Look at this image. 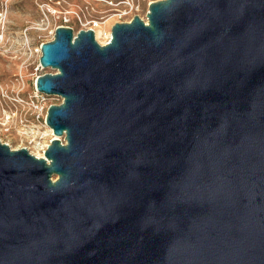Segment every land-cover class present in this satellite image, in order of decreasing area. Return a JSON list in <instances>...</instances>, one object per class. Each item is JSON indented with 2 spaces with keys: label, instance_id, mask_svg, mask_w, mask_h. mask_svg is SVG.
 I'll return each instance as SVG.
<instances>
[{
  "label": "water",
  "instance_id": "95a60500",
  "mask_svg": "<svg viewBox=\"0 0 264 264\" xmlns=\"http://www.w3.org/2000/svg\"><path fill=\"white\" fill-rule=\"evenodd\" d=\"M146 16L42 45L63 101L44 156L0 139V264H264V0Z\"/></svg>",
  "mask_w": 264,
  "mask_h": 264
},
{
  "label": "rangeland",
  "instance_id": "374dc122",
  "mask_svg": "<svg viewBox=\"0 0 264 264\" xmlns=\"http://www.w3.org/2000/svg\"><path fill=\"white\" fill-rule=\"evenodd\" d=\"M116 7L123 6L112 5L105 0H0V36L4 37L0 39V128L4 130L1 135L4 141H9L13 148L20 143L16 137L21 126L20 113L12 119L10 132L6 127L9 122L6 118L10 117L8 113L21 104L16 93L20 92L27 98L35 88L37 77L54 71L40 65L41 55L37 52L42 43L51 39L50 30L64 25L77 33L86 29V23L93 19L108 20V25L128 21V17L122 20L115 15ZM148 9L144 5L141 15L146 16ZM104 28L101 25L99 30ZM26 37L27 47L23 44ZM97 38L104 41L101 34ZM49 102L57 100L50 98ZM5 120L8 122L2 124Z\"/></svg>",
  "mask_w": 264,
  "mask_h": 264
},
{
  "label": "built area",
  "instance_id": "2783aa9c",
  "mask_svg": "<svg viewBox=\"0 0 264 264\" xmlns=\"http://www.w3.org/2000/svg\"><path fill=\"white\" fill-rule=\"evenodd\" d=\"M107 1H110L112 5L121 4L123 7L115 8L116 9L115 15L119 18H122V20H125V18L128 17V21L132 20L135 15H139L144 20H147V16L144 15L142 16L141 13L144 8V5H146L149 8L150 4L153 2L152 0H105V2ZM96 21L100 22L105 27L106 29L105 37L108 38V35L112 37V26L109 29L108 20L105 21L95 20V19L89 20L86 23V26H88L86 27V29H93L94 27H96L95 24ZM56 29L50 30V34L52 35V37L49 41L54 39ZM74 34H76V32ZM111 37L107 39V43L111 40ZM44 43H42V45ZM23 44L25 47L28 46L27 37ZM42 45L37 48V52L39 53V55H42ZM53 72L54 71H52L51 73ZM23 83L25 82L23 81ZM16 94H17L16 97L19 99L18 102H21L20 107L17 106L15 111L13 112L11 111L9 113L11 115V121L14 118V116H18L19 113L21 116L20 118L21 126L20 129H17V134H16L17 135L16 137L20 142L17 148H22V147L27 148L30 153L38 157H42L44 156V153L48 148L49 143L53 139V137H51L50 134H47L49 130V125L47 123L48 108L51 104L62 103L63 98L60 95H56V94L49 95L39 91L36 87V82H35L34 90L29 94L27 98L23 97L20 92ZM50 98L57 100V102L54 103L49 102ZM8 128H10V126H8ZM1 135L2 132L0 134V139L2 140V142L8 143L12 147L11 143L9 141H4Z\"/></svg>",
  "mask_w": 264,
  "mask_h": 264
},
{
  "label": "bare ground",
  "instance_id": "6f19581e",
  "mask_svg": "<svg viewBox=\"0 0 264 264\" xmlns=\"http://www.w3.org/2000/svg\"><path fill=\"white\" fill-rule=\"evenodd\" d=\"M147 21V20H146ZM95 24H96V27H94L93 29L95 30V36H96V39L99 41V39L97 38V36H98V34H101L102 36H103V38H104V41L103 42H100L101 44H105V43H107V39H109L111 36L110 35H108V38H106L105 37V31H106V29L104 28V30L103 31H100L99 30V27L102 25L100 22H95ZM111 26H112V24L111 25H109V29L111 28ZM3 38L4 37H2V36H0V39H2L3 40ZM0 112H1V110H0ZM8 112V111H7ZM9 114V118H6L8 121H6L5 120V122H3L2 124H6L7 122H8V126L10 125V122H11V115H10V113H8ZM1 121H2V119L0 118V123H1ZM8 126H6L7 128H8ZM9 130L8 131H10V128H8ZM1 132H4V130L3 129H1L0 128V134H1ZM47 134H50L52 137H55V134H54V132H53V129L52 128H50L49 127V130H48V132H47Z\"/></svg>",
  "mask_w": 264,
  "mask_h": 264
},
{
  "label": "flooded vegetation",
  "instance_id": "af4514ba",
  "mask_svg": "<svg viewBox=\"0 0 264 264\" xmlns=\"http://www.w3.org/2000/svg\"><path fill=\"white\" fill-rule=\"evenodd\" d=\"M74 30V29H73ZM81 30V29H80ZM74 33H75V31H74Z\"/></svg>",
  "mask_w": 264,
  "mask_h": 264
}]
</instances>
